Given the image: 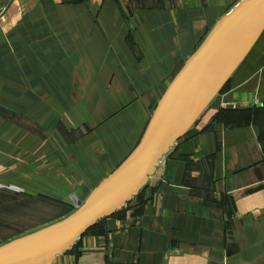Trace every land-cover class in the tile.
I'll list each match as a JSON object with an SVG mask.
<instances>
[{"label": "crops", "instance_id": "obj_1", "mask_svg": "<svg viewBox=\"0 0 264 264\" xmlns=\"http://www.w3.org/2000/svg\"><path fill=\"white\" fill-rule=\"evenodd\" d=\"M240 1L0 0L1 191L46 206V225L80 209ZM227 84L143 191L53 264H264V31Z\"/></svg>", "mask_w": 264, "mask_h": 264}, {"label": "water", "instance_id": "obj_2", "mask_svg": "<svg viewBox=\"0 0 264 264\" xmlns=\"http://www.w3.org/2000/svg\"><path fill=\"white\" fill-rule=\"evenodd\" d=\"M264 31V0H241L174 78L135 150L66 218L0 246V264H53L137 197L215 101Z\"/></svg>", "mask_w": 264, "mask_h": 264}, {"label": "rangeland", "instance_id": "obj_3", "mask_svg": "<svg viewBox=\"0 0 264 264\" xmlns=\"http://www.w3.org/2000/svg\"><path fill=\"white\" fill-rule=\"evenodd\" d=\"M21 201L0 190V246L37 231L51 222L44 221L54 215L46 206L32 200Z\"/></svg>", "mask_w": 264, "mask_h": 264}, {"label": "trees", "instance_id": "obj_4", "mask_svg": "<svg viewBox=\"0 0 264 264\" xmlns=\"http://www.w3.org/2000/svg\"><path fill=\"white\" fill-rule=\"evenodd\" d=\"M226 88H227V87H226ZM226 88H225V89H226ZM221 93H223V91H221ZM95 227H96V226H95ZM95 227H94V228H95ZM94 228H93V229H94ZM93 229H91L88 233H90ZM88 233H87V234H88Z\"/></svg>", "mask_w": 264, "mask_h": 264}, {"label": "built area", "instance_id": "obj_5", "mask_svg": "<svg viewBox=\"0 0 264 264\" xmlns=\"http://www.w3.org/2000/svg\"><path fill=\"white\" fill-rule=\"evenodd\" d=\"M4 188H5L4 186L0 185V190H2V189H4Z\"/></svg>", "mask_w": 264, "mask_h": 264}]
</instances>
